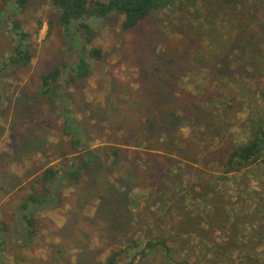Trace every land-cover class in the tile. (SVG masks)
<instances>
[{
  "label": "rangeland",
  "instance_id": "obj_1",
  "mask_svg": "<svg viewBox=\"0 0 264 264\" xmlns=\"http://www.w3.org/2000/svg\"><path fill=\"white\" fill-rule=\"evenodd\" d=\"M159 5L83 36L0 0V264H264V162L225 172L264 124V0Z\"/></svg>",
  "mask_w": 264,
  "mask_h": 264
},
{
  "label": "trees",
  "instance_id": "obj_2",
  "mask_svg": "<svg viewBox=\"0 0 264 264\" xmlns=\"http://www.w3.org/2000/svg\"><path fill=\"white\" fill-rule=\"evenodd\" d=\"M30 0H14L15 4L19 8L25 9L29 4ZM160 0H108L106 2L102 0H52V3L58 8L60 13V20L64 27L69 30L73 25L76 26L81 31L83 36H89L92 33L91 26L85 21L92 16L97 17H107L114 12L125 16L122 23L124 28H131L136 26L140 21L148 18L151 14L155 13L158 9ZM13 31L16 32L19 44L15 49V54L11 57V60L16 64L21 63L23 60L30 61L31 55L28 50L22 48L23 44L26 43L28 38V33L25 32L20 25L12 20ZM91 42V38L89 39ZM91 58H100L102 56V50L99 47L91 48L89 51ZM80 55V54H79ZM78 75L79 77H86L89 74L90 64L81 55L78 58ZM62 68L55 67L48 71L43 79L47 85L50 84L52 80L58 79L62 75ZM73 142L75 144H80L79 139H75ZM91 152V150L89 151ZM264 124L259 126V129L253 134V138L246 144L237 147L228 157L225 163V172H231L233 169L239 170L242 168H247L256 163L264 162ZM115 154L118 152L115 151ZM85 163L81 167H85ZM79 168V169H83ZM61 169V168H60ZM54 166L47 168L41 177L39 178L43 182H47L55 178L60 170ZM160 170V168H155ZM72 174L78 177V170H73ZM30 201H37L38 197L31 195ZM27 205H24L26 207ZM29 225H33L32 219H28ZM151 244V243H150ZM115 258L110 262L113 263ZM127 264H140L134 261H130Z\"/></svg>",
  "mask_w": 264,
  "mask_h": 264
},
{
  "label": "crops",
  "instance_id": "obj_3",
  "mask_svg": "<svg viewBox=\"0 0 264 264\" xmlns=\"http://www.w3.org/2000/svg\"><path fill=\"white\" fill-rule=\"evenodd\" d=\"M255 216V215H254ZM256 219V218H255Z\"/></svg>",
  "mask_w": 264,
  "mask_h": 264
}]
</instances>
